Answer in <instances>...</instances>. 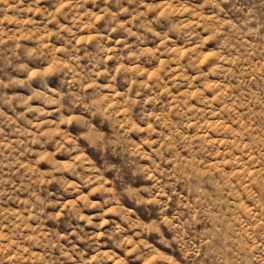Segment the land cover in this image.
<instances>
[{"label": "clouds", "instance_id": "obj_1", "mask_svg": "<svg viewBox=\"0 0 264 264\" xmlns=\"http://www.w3.org/2000/svg\"><path fill=\"white\" fill-rule=\"evenodd\" d=\"M0 264H264V0H0Z\"/></svg>", "mask_w": 264, "mask_h": 264}]
</instances>
